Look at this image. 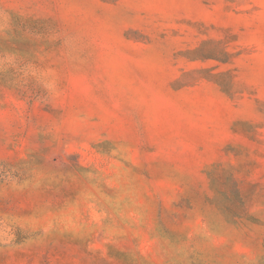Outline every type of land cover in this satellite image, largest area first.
Wrapping results in <instances>:
<instances>
[{
	"label": "rangeland",
	"instance_id": "1",
	"mask_svg": "<svg viewBox=\"0 0 264 264\" xmlns=\"http://www.w3.org/2000/svg\"><path fill=\"white\" fill-rule=\"evenodd\" d=\"M0 264H264V0H0Z\"/></svg>",
	"mask_w": 264,
	"mask_h": 264
}]
</instances>
